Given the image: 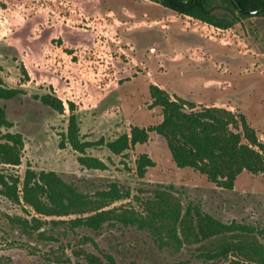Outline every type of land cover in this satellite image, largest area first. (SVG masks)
Masks as SVG:
<instances>
[{"label": "rangeland", "instance_id": "obj_1", "mask_svg": "<svg viewBox=\"0 0 264 264\" xmlns=\"http://www.w3.org/2000/svg\"><path fill=\"white\" fill-rule=\"evenodd\" d=\"M198 105L244 112L264 141V16L243 18L220 28L165 7L159 0H0V85L21 93L0 98L24 138L22 162L0 163V173L20 179L26 170L56 171L80 192L100 197L117 185L122 196L105 208L117 213L144 209L157 189L173 193L186 207L198 204L215 218L240 224L244 242H264V175L243 172L234 188H224L192 168H179L165 139H150L122 154L106 142L131 126L162 119L151 107L150 84ZM63 100L60 113L45 105L44 94ZM74 102L82 135L104 143L87 149L107 163L87 168L65 142ZM155 161L145 177L136 158ZM0 182V264H90L86 253H105L118 264H236L242 257L214 256L216 241L178 246L149 229L112 219L99 228L76 226L64 216L35 213L21 191L20 201L2 192ZM38 216L40 221L34 220ZM220 241V240H219ZM243 264H255L243 261Z\"/></svg>", "mask_w": 264, "mask_h": 264}, {"label": "trees", "instance_id": "obj_2", "mask_svg": "<svg viewBox=\"0 0 264 264\" xmlns=\"http://www.w3.org/2000/svg\"><path fill=\"white\" fill-rule=\"evenodd\" d=\"M165 7L207 22L220 28H230L243 18L264 16V0H159ZM252 11V12H248ZM254 11V12H253ZM21 90L0 85V98L12 99ZM151 107H158L162 119L150 126L133 125L128 133L106 142L114 154H122L139 144L149 141L150 133L161 135L179 168H192L224 188H234L240 174L252 172L264 175V141L249 123L244 112H235L216 105H198L179 95L172 96L158 84H150ZM45 105L64 113L65 103L50 93L42 96ZM71 110L65 142L79 152L78 159L87 168L105 169L107 163L87 153V149L104 143V140L86 139L80 128L79 116L74 102H69ZM13 122L7 107L0 106V163L19 165L22 162L24 138L20 132L10 130ZM139 176L145 177L155 161L148 152H140L136 158ZM2 192L15 201L22 197L35 213L44 216H64L79 213L89 208L87 216L72 219L76 226L99 228L106 221L116 219L126 224H136L149 229L165 243L183 246L185 244L216 241L214 256L228 257L233 253L242 257L243 264L249 261L264 264V242L254 240L244 242L237 239L244 226L225 223L205 212L198 204L184 206L176 196L163 189L144 202V209L138 211L127 208L122 213L105 208L122 194L117 185L111 190H103L100 197L80 192L73 183L67 182L56 171H36L28 168L23 185L20 179L0 173ZM34 220L40 221L38 216ZM248 231V230H246ZM249 232V231H248ZM220 240V241H219ZM109 264H118L112 254L105 253ZM90 264H105L94 253H86ZM132 264H136L133 262Z\"/></svg>", "mask_w": 264, "mask_h": 264}, {"label": "water", "instance_id": "obj_3", "mask_svg": "<svg viewBox=\"0 0 264 264\" xmlns=\"http://www.w3.org/2000/svg\"><path fill=\"white\" fill-rule=\"evenodd\" d=\"M248 12H252V11H248ZM254 12V11H253Z\"/></svg>", "mask_w": 264, "mask_h": 264}]
</instances>
